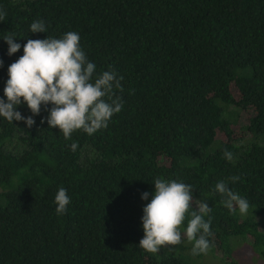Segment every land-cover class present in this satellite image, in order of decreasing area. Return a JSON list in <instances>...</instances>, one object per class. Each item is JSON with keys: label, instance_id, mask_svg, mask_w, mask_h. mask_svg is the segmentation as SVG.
Wrapping results in <instances>:
<instances>
[{"label": "trees", "instance_id": "obj_1", "mask_svg": "<svg viewBox=\"0 0 264 264\" xmlns=\"http://www.w3.org/2000/svg\"><path fill=\"white\" fill-rule=\"evenodd\" d=\"M0 9V98L28 39L69 31L96 74L123 76L122 110L91 136L77 130L66 140L50 128L51 104L34 116L17 107L31 128L0 117V264H199L217 251L221 264H239L233 238L264 256V0H0ZM36 20L47 32H30ZM9 32L21 44L11 56ZM232 176L239 180L229 188L249 201L246 215L214 191ZM157 178L192 185L194 201L211 208L206 254H192L187 214L180 244L155 254L139 247ZM61 187L70 203L57 215Z\"/></svg>", "mask_w": 264, "mask_h": 264}, {"label": "clouds", "instance_id": "obj_2", "mask_svg": "<svg viewBox=\"0 0 264 264\" xmlns=\"http://www.w3.org/2000/svg\"><path fill=\"white\" fill-rule=\"evenodd\" d=\"M6 15L0 9V21L5 20ZM30 32H47L44 21L32 22ZM3 39L8 44L9 56L20 50L21 44L15 42L13 32ZM23 53L8 67L9 78L3 90L6 100L0 98V117L8 122L24 121L31 128L35 124L34 119L32 116L24 117L17 107L26 104L34 116L40 113L41 105L51 104L47 109V124L50 128L58 127L64 138L70 140L77 130L91 136L106 129L112 116L122 110L123 99L116 95V91L123 92V76L117 77L114 71L96 74V64L87 59L77 32L69 31L61 38L28 39L23 45ZM77 148V142L71 143V151L75 152ZM223 157L231 161L233 153L225 150ZM237 180L238 176L220 180L214 191L223 197L221 204L233 214L238 209L241 215H246L249 201L228 186L229 181ZM154 185V195L143 207L144 235L139 247L155 254L162 246L180 244V226L187 214L190 219L187 220L185 234L187 240L193 242L192 254H206L212 246L208 239L213 235L211 218L205 220L211 208L203 201H194L190 184L157 178ZM148 197L149 193L144 192L141 198L147 200ZM55 203L57 215L65 214L70 203L65 188L58 190ZM194 204L195 210L190 211Z\"/></svg>", "mask_w": 264, "mask_h": 264}, {"label": "rangeland", "instance_id": "obj_3", "mask_svg": "<svg viewBox=\"0 0 264 264\" xmlns=\"http://www.w3.org/2000/svg\"><path fill=\"white\" fill-rule=\"evenodd\" d=\"M248 112H241L240 116L237 117V121L235 122L233 128L236 134H242V127L247 124ZM219 138H222L223 135L219 134ZM259 222L264 229V216H260ZM185 235V234H184ZM249 241V240H248ZM230 243L234 246V253L233 257L239 264H264V256L261 255L256 248L248 243L245 240L233 238L231 239ZM217 254V255H216ZM216 254L204 256L200 261L199 264H221V254L222 252L217 251ZM220 255V256H219Z\"/></svg>", "mask_w": 264, "mask_h": 264}]
</instances>
